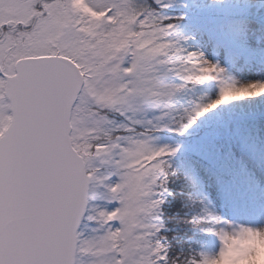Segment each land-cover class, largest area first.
<instances>
[{"label":"snow or ice","instance_id":"6c2138e0","mask_svg":"<svg viewBox=\"0 0 264 264\" xmlns=\"http://www.w3.org/2000/svg\"><path fill=\"white\" fill-rule=\"evenodd\" d=\"M264 0H0V264H264Z\"/></svg>","mask_w":264,"mask_h":264},{"label":"rangeland","instance_id":"374dc122","mask_svg":"<svg viewBox=\"0 0 264 264\" xmlns=\"http://www.w3.org/2000/svg\"><path fill=\"white\" fill-rule=\"evenodd\" d=\"M254 152L259 155L261 152H264V145H256L254 147Z\"/></svg>","mask_w":264,"mask_h":264}]
</instances>
